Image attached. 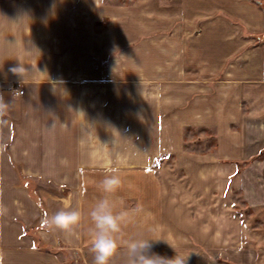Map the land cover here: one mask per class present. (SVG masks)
<instances>
[{"label": "crops", "instance_id": "crops-1", "mask_svg": "<svg viewBox=\"0 0 264 264\" xmlns=\"http://www.w3.org/2000/svg\"><path fill=\"white\" fill-rule=\"evenodd\" d=\"M160 1L173 24L181 19L188 29L178 39L200 46L183 51L181 66L119 71L135 74L136 101L167 106L143 116L147 132L154 123L153 136L138 135L127 146L116 141L125 132L112 134L105 36L79 33L75 22L63 20L64 5H76L77 13L93 16L82 23L89 27L102 6L96 0H0V96L11 103L0 120V202L8 209L0 216V264H94L87 213L101 196L126 214L115 233L118 244L142 232L160 239L152 252L188 255L187 264H264V0H155L151 11ZM82 55L86 64H79ZM16 67L25 71L13 73ZM180 69L189 78L176 110ZM142 74L150 75V87ZM154 80L166 81L165 101ZM146 88L156 92L144 94ZM160 118L166 125L159 137ZM191 130L210 143L207 151L184 146ZM106 173L119 179L110 193L98 188ZM224 193L246 203L245 225L236 211V220L224 226L230 213L222 208ZM61 208L80 211V222L69 232L45 230L43 219ZM124 259L118 248L109 264Z\"/></svg>", "mask_w": 264, "mask_h": 264}, {"label": "rangeland", "instance_id": "rangeland-1", "mask_svg": "<svg viewBox=\"0 0 264 264\" xmlns=\"http://www.w3.org/2000/svg\"><path fill=\"white\" fill-rule=\"evenodd\" d=\"M154 1L155 0L100 1L99 5L102 6V8L98 11V18L95 20L94 24H89V27L83 26L82 23L87 20L91 22L94 18L93 16L88 17L85 15V13H83L84 9H79V14L77 13L76 5H73V7L72 5H68V8H65L64 5L63 8V20L76 23L74 31L81 33L83 28L88 29L90 32L92 30V32L94 31L95 33L105 36V41L102 42L105 49L104 54L106 55L104 59L105 66H109L111 69V128L112 134L119 130L126 133V136L116 140L117 144L121 142V145L122 142L127 143V146L134 145L138 135L140 137H152L154 134V123L152 122L153 131L147 132V122H143V116L147 115L150 117V115H154L156 112V114L160 112L163 113L167 106L163 104L155 105L151 100L144 102L141 100L136 101L134 99L135 89L132 86L136 81L135 74L119 73V71L130 70V67L135 66H181L183 65V57L181 56L183 51L186 49L198 50L200 46L199 41H193L192 43L180 41L178 38L183 34L186 35L188 29L186 26H184L186 29L183 28L181 19L173 24L172 16L167 15V6H162L166 5L164 1L159 2L157 11L154 8L157 13L151 11L154 7ZM169 20L172 21L170 22ZM197 28L200 29L198 26L195 27V29ZM195 29L193 30L194 35ZM68 32L69 30L64 26L63 33ZM65 46H67V44L63 42V54L68 52V48ZM80 57L82 59H80L79 64H86L88 55H82ZM68 60L69 59L64 58L63 65L68 64ZM99 61L101 62L102 60ZM148 76L150 77V75L142 74L138 77L140 81H143L144 86L150 87L151 81L147 78ZM184 76L189 78L188 75L184 74L182 69L175 73L176 82L174 94L176 98V110H180V108L183 107L177 104L182 100L185 93V86H187ZM190 76L192 78L194 77V75ZM154 81V85L160 84L159 98L164 100L168 96V90L165 88L167 86L166 81L162 82L159 80V83L157 80ZM161 85L163 87H161ZM143 92L149 95L151 92H156V89L151 90L146 88ZM125 93L128 97H125ZM129 93H131L132 97L129 96ZM143 97L147 98L149 96L143 95ZM140 114L141 116H139ZM115 117H119L120 120H115ZM123 120L126 121L124 126L122 125L124 122ZM160 120V122H156V129L158 128L159 137L161 135L165 136L166 125L161 118ZM176 133L177 131L175 130V134ZM197 135L198 131L191 130L189 135H186V141L188 142H185L186 145L184 146L186 148L190 147L192 150L197 151V153L207 151L206 148L210 143H205L200 137H197ZM180 139L181 137L178 138V140ZM168 161L171 160L168 158ZM195 191L198 192L196 188ZM210 192L211 191H206L207 194ZM227 198H230V200H227ZM222 208L224 211L230 212L224 213V217L227 216V218H224V226L230 227L232 225V221L236 220V215L232 214V212L236 211L240 213V223H244L245 225L247 220V205L239 196H236L234 201H231L230 193H224L222 195ZM224 236L230 237V234ZM239 238L245 241L246 235L239 233Z\"/></svg>", "mask_w": 264, "mask_h": 264}, {"label": "clouds", "instance_id": "clouds-1", "mask_svg": "<svg viewBox=\"0 0 264 264\" xmlns=\"http://www.w3.org/2000/svg\"><path fill=\"white\" fill-rule=\"evenodd\" d=\"M13 73L25 71L21 67L11 69ZM11 103H6L0 96V120L10 110ZM119 184V179L112 173H106L99 181L98 188L103 193H110ZM7 207L0 202V216L7 213ZM90 224L87 228L89 252L94 258V264H109L110 258L122 248L124 264H187L188 255L175 252L171 258L161 256L151 251L154 242L160 239L152 238L145 233H136L120 244L115 239V233L120 228V221L125 213L117 214L107 196L97 198L87 213ZM81 220V213L70 208H61L53 214L46 216L43 221L45 230H62L69 232Z\"/></svg>", "mask_w": 264, "mask_h": 264}, {"label": "bare ground", "instance_id": "bare-ground-1", "mask_svg": "<svg viewBox=\"0 0 264 264\" xmlns=\"http://www.w3.org/2000/svg\"><path fill=\"white\" fill-rule=\"evenodd\" d=\"M97 4H99V1L98 0H96V5ZM201 33H202V30L201 29H199V28L195 29V35L197 37H199L201 35Z\"/></svg>", "mask_w": 264, "mask_h": 264}, {"label": "built area", "instance_id": "built-area-1", "mask_svg": "<svg viewBox=\"0 0 264 264\" xmlns=\"http://www.w3.org/2000/svg\"><path fill=\"white\" fill-rule=\"evenodd\" d=\"M20 94H22V91H19Z\"/></svg>", "mask_w": 264, "mask_h": 264}]
</instances>
